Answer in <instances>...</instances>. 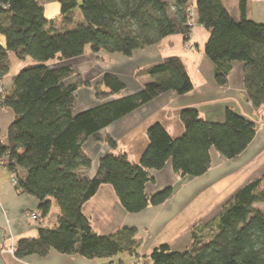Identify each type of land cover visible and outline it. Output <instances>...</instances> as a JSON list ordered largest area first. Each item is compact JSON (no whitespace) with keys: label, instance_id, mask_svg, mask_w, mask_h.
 <instances>
[{"label":"trees","instance_id":"16d2710c","mask_svg":"<svg viewBox=\"0 0 264 264\" xmlns=\"http://www.w3.org/2000/svg\"><path fill=\"white\" fill-rule=\"evenodd\" d=\"M58 17L47 19L37 0H0V82L8 75L10 54L32 59L12 78L11 89L0 95L3 106L15 115L7 145L0 141V157L12 174L15 188L39 201L46 218L50 199L60 210L58 229L39 228L36 238L21 239L14 256L44 257L51 251L87 260L136 256L141 246L138 230L124 227L99 235L82 211L103 185L110 186L122 209L139 214L166 203L171 187L149 195L146 187L171 162L182 178L197 179L211 168L213 149L224 160L239 157L253 142L256 125L230 109L223 122H209L198 111L180 113L183 134L174 139L160 124L147 130L148 146L138 163L125 154H106L98 160L92 178L82 177L92 159L84 150L89 139L100 142L102 131L157 97L184 96L194 89L185 65L171 56L143 73L149 81L131 95L126 84L105 73L97 82L96 105L76 112L81 82L70 67L50 69L49 62H64L86 52L119 54L153 47L164 39L181 36L188 41L193 18L207 33L204 55L214 66L218 87L228 85L232 63L244 65V88L254 108L264 107V23L248 18V0H237L235 19L221 0H59ZM82 20L76 22L78 9ZM194 12V13H193ZM1 86V85H0ZM89 87V86H87ZM112 149L116 144L106 138ZM20 171L23 175L20 174ZM191 245L173 251L161 244L149 254L154 264H264V176L240 187L209 222L190 233Z\"/></svg>","mask_w":264,"mask_h":264},{"label":"crops","instance_id":"0c3cea01","mask_svg":"<svg viewBox=\"0 0 264 264\" xmlns=\"http://www.w3.org/2000/svg\"><path fill=\"white\" fill-rule=\"evenodd\" d=\"M37 2L43 7L47 19L58 17L59 0H37ZM258 4L261 5L260 9L264 8V0H259ZM249 9L248 2V16ZM237 13L234 14L235 19L239 17ZM199 29L198 32L194 30V37H192V43L195 46L193 52L181 50L168 54L167 51L173 49L176 43L166 38L156 46L135 51L130 58L119 54L109 55L101 52L96 55L88 52L73 60L47 64L50 69H56L71 67V63L77 62L81 71L88 69L91 73L95 72L93 74L96 77L95 81L97 78L99 81L105 73L114 74L126 84L127 89L123 96H127L138 92L149 81L148 76L143 73L145 70L168 57L177 56L182 59L194 87L191 93L184 96L172 93L159 96L102 131L99 134L101 137H108L116 144L113 149L103 142L105 138L100 142L89 139L84 145V150L93 164L90 170L80 172L82 177H94L98 160L109 153L125 154L130 162L138 163L148 146L147 130L155 123H160L172 138L180 137L184 132L180 121L182 110L194 109L206 121L223 122L227 109L251 121L255 113L263 109V107L250 109L246 104L248 97L243 83V64H231L228 85L225 88L222 89L216 85L214 66L204 55L208 33L203 31L202 27ZM182 40L181 37L180 47ZM0 41L3 42L1 37ZM97 58L108 59L105 66L101 67L96 61ZM135 76L141 80H136ZM4 79L0 85L7 93L11 89V80L8 84H4ZM80 93H78L76 105L78 113L96 105L90 90L84 89ZM14 118L13 111L3 106L0 97V141L4 146L7 145L8 130ZM210 155L212 162L210 170L197 179L182 178L175 174L171 162L161 171H152L150 174L154 181L147 185V194L153 195L172 187L173 195L163 205L149 207L139 214L126 213L120 206L113 189L108 185L101 186L97 194L82 209L84 215L90 220L93 230L99 235H109L124 227H134L138 230L141 246L136 256L123 254L127 258L116 256L113 259L95 260H87L76 255H62L55 251H51L44 257L32 255L17 259L14 256V247L17 242L21 239L36 238L39 228H48L47 225L50 223L57 224L60 210L58 211L56 207L52 217L49 218L50 211L46 218H42L39 212V201L17 190L12 184L10 171L5 166H0V264H149V261L143 258L149 257L152 249L161 244H168L173 251L186 250L191 245L190 231L197 224L187 221L183 224L184 227L180 228L182 224L179 221L186 207L193 202V199H196L198 191H205L225 181L232 173L230 167L235 171L254 167L253 177L249 179L251 181L264 175V131L261 129L256 132L253 142L234 160H224L222 157L220 159V155L213 149ZM20 174L23 175L21 171ZM50 202L51 206L55 203L53 199H50ZM31 214H36V219L33 220Z\"/></svg>","mask_w":264,"mask_h":264},{"label":"rangeland","instance_id":"374dc122","mask_svg":"<svg viewBox=\"0 0 264 264\" xmlns=\"http://www.w3.org/2000/svg\"><path fill=\"white\" fill-rule=\"evenodd\" d=\"M165 1L168 3L170 2L169 0H165ZM258 1L259 0H248V2L250 3V9H249L250 15L248 16V18L253 20L256 23H264V20H262V19H264V8L260 9L261 5L258 4ZM236 2H237V0H223L225 9L230 13V15L232 17H234V14H236L238 12V7H237ZM78 4L79 5L81 4V0H78ZM237 15L239 16V13H237ZM74 17H75L76 22H80L82 20L79 7L75 11ZM191 18H193V27L191 30V35L189 37V40L184 41V39H183L182 44H181L182 48H181L179 45V41H181L180 36L169 37L168 40H174V42L176 43V46L173 49L168 50L167 51L168 54L177 53L178 51L180 52L181 50H183L185 52H193L195 50V46L192 43V37H194V35H193L194 30L195 31L200 30L199 28L201 26H199L197 24V20H196V18H194V14L191 15ZM203 31H205V30H203ZM2 41H3V39H2ZM86 53H88V52H86ZM99 54H96V55H99ZM175 57H177V56H175ZM106 60H108V59H106ZM106 60H104L103 58L102 59H100V58L96 59L97 63L101 67L105 66ZM10 62H11V69H10L11 71L8 74V76L4 79V84H8L11 80V77L13 75L16 76L21 71V69H23L24 67L37 65V63L35 61H33L32 59H26V61H19V60L15 59L12 54H10ZM70 68L74 72L73 79L77 82H81V84H82L81 87L79 88V91L77 92L76 105L78 104V93L81 94L80 92H82L84 89L90 90V92L92 93V95L94 96V99H95V93H96V90L98 87L96 85L98 82V80H97L98 78L96 79V81L94 80L96 78L93 75L95 72L91 73L90 71H88V69L86 71H81L79 65H77V62L71 63ZM84 74H87V75H84ZM135 78H136V80H138V79L141 80V78H139L138 76H135ZM87 86H89V87H87ZM246 104H247L248 108H250V109L253 108L252 103L249 100V98H248V102ZM255 114L256 115L254 116L253 121H251V120L250 121L256 125V129H257L256 132H259V130H261V129H262V131H264V107H263V109H261V111L256 112ZM102 138L103 137H101V140H104L105 137L103 139ZM103 142H105V141H103ZM87 147L89 148V145ZM220 159H222V158L220 157ZM254 169H255L254 167H251L249 169H244L242 171H240V170L235 171L232 169V167H230V171L232 173H230V176H228L225 181H222V182L218 183L215 187L209 188L205 191H203V190L198 191L196 199H193V202L186 207V211L183 213L184 215H182V219L179 221V223L181 222L180 224H182L180 226V228H183L184 227L183 224H186L187 221H192L193 223H196L198 225L201 221H202L201 223H203V222L207 223L210 220H212L220 212L221 208L229 200V198H231V196L240 187H242L244 184L251 181L249 179H251L253 177L254 173H252V172L254 171ZM263 176L264 175L262 174V176H260V177H263ZM56 207H57L56 203H53L49 218L53 216L52 214L56 211ZM58 211H59V208H58ZM31 218H32V214H31ZM47 227L50 229H58L59 228L58 224H54V223L48 224ZM190 233H191V231H190ZM121 257L127 258L126 255H119V258H121ZM143 259L148 260L149 264H154L150 260L149 257L143 258Z\"/></svg>","mask_w":264,"mask_h":264},{"label":"built area","instance_id":"2783aa9c","mask_svg":"<svg viewBox=\"0 0 264 264\" xmlns=\"http://www.w3.org/2000/svg\"><path fill=\"white\" fill-rule=\"evenodd\" d=\"M3 88L0 86V94H2ZM7 164V160L4 157H0V166H5ZM12 183L15 185V181L12 179ZM32 218H36V214H32Z\"/></svg>","mask_w":264,"mask_h":264}]
</instances>
